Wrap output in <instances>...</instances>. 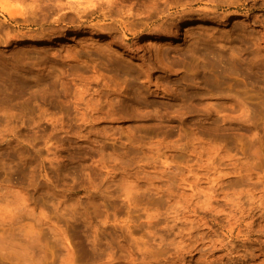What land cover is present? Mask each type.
<instances>
[{
    "label": "rangeland",
    "instance_id": "obj_1",
    "mask_svg": "<svg viewBox=\"0 0 264 264\" xmlns=\"http://www.w3.org/2000/svg\"><path fill=\"white\" fill-rule=\"evenodd\" d=\"M198 263L264 264V0H0V264Z\"/></svg>",
    "mask_w": 264,
    "mask_h": 264
},
{
    "label": "bare ground",
    "instance_id": "obj_2",
    "mask_svg": "<svg viewBox=\"0 0 264 264\" xmlns=\"http://www.w3.org/2000/svg\"><path fill=\"white\" fill-rule=\"evenodd\" d=\"M1 2H2L3 7H4L5 9H7L9 12H12V11H13V9H12V11L10 10L9 5H8L5 1H1ZM50 5H51V4H50ZM57 6H58V5H57ZM59 7H61V6L59 5ZM59 7H58V8H59ZM62 7H63V6H62ZM62 7H61V8H62ZM80 10H81V8H80ZM8 11H7V12H8ZM82 11H83V10H82ZM84 11H85V9H84ZM16 14H17V13H16ZM18 14H19V13H18ZM15 17H16V16H15ZM42 39H43V38H42ZM37 40H38V39H37ZM37 40H36V41H37ZM40 40H41V39H40ZM50 41H51V40H50ZM210 241H211V240H210ZM210 241H209V242H210ZM213 241H214V240H212V242H213ZM215 241H216V240H215ZM215 241H214V243H215ZM217 241H218V240H217ZM217 241H216V244H217ZM190 242H191V241H190ZM186 244H187V242H186ZM192 244H193V242H192ZM194 244H197V243H194ZM209 244H211V243H209ZM182 245L184 246L185 244H182ZM198 245H199V244H198ZM201 245H202V244H201ZM205 245H206V244H205ZM183 246H182V248H183ZM187 246H189V245H186V248L190 249L191 246H189V247H187ZM195 246H196V245H195ZM212 246L214 247V245H212ZM215 246H216V245H215ZM179 247H180V245H179ZM193 247H194V246H193ZM193 247H192V248H193ZM203 247H204V246H203ZM207 247H210V245L207 246ZM216 247H218V246H216ZM182 248H181V249H182ZM186 248H185V246H184L183 249L185 250ZM196 248H197V247H196ZM214 248H215V247H214ZM200 249H204V248L201 247ZM211 249H212V247H211ZM215 249H216V248H215ZM215 249H214V250H215ZM218 249H219V248H218ZM218 249H216V250L218 251ZM235 249H236V248H235ZM179 250H180V249H179ZM190 250H192V249H190ZM193 250H194V249H193ZM209 250H210V248H209ZM209 250H208V251H209ZM222 250H224V249H222ZM228 250H230V249H228ZM228 250H227V251H228ZM233 250H234V248H233ZM233 250H232V251H233ZM181 251H182V250H180L179 253H180ZM187 251H188V250H187ZM187 251H186V253H187ZM199 251H200V250H199ZM203 251H204V250H203ZM205 251H207V250H205ZM227 251H226V252H227ZM230 251H231V250H230ZM235 251L237 252V250H235ZM190 252H192V251H190ZM201 252H202V251H200V254H201ZM213 252H214V251H213ZM182 253H183V251H182L180 254L182 255ZM186 253H184V254L186 255ZM188 253H189V252H188ZM188 253H187V254H188ZM194 253H195V251H194ZM196 253H197V251H196ZM203 253H205V252H203ZM207 253H208V252H207ZM207 253H206V254H207ZM211 253H212V251H211ZM215 253H217V252H215ZM229 253H230V252H229ZM233 253H234V252H233ZM234 254H235V253H234ZM181 255H180V258L183 257V256H181ZM203 255H204V254H203ZM214 255H215V254H214ZM226 255H227V254H226ZM228 255H230V254H228ZM235 255H236V254H235ZM201 256H202V254H201ZM201 256H200V257H201ZM233 256H234V255H233ZM194 257H195V256H194ZM200 257H199V259H200ZM221 257H222V256H221ZM225 257H226V256H225ZM229 257H230V256H229ZM227 258H228V257H227ZM185 259H186V258H185ZM224 259H225V258H224ZM228 259H229V258H228ZM191 260H192V259H191ZM195 260H196V259H194V261H195ZM197 260H198V258H197ZM197 260H196V261H197ZM200 260H202V259H200ZM222 260H223V259H222ZM226 260H227V259H225V261H226ZM238 260H239V258H238ZM238 260H237V261H238ZM225 261H224V262H225ZM227 261H229V260H227ZM190 262H191V261H190ZM207 262H208V261H207ZM195 263H197V262H195ZM208 263H209V262H208ZM198 264H199V263H198ZM204 264H205V263H204ZM224 264H225V263H224Z\"/></svg>",
    "mask_w": 264,
    "mask_h": 264
}]
</instances>
